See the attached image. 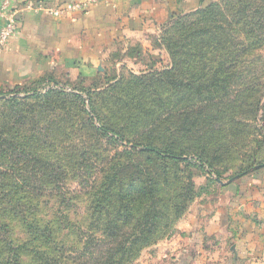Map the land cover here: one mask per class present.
I'll return each instance as SVG.
<instances>
[{
	"label": "trees",
	"instance_id": "obj_1",
	"mask_svg": "<svg viewBox=\"0 0 264 264\" xmlns=\"http://www.w3.org/2000/svg\"><path fill=\"white\" fill-rule=\"evenodd\" d=\"M251 2L253 0H221L196 12L173 16L164 32L165 38L159 37L160 46L165 48L171 60L170 69L155 73L151 71L147 73L148 76L141 77L125 71L108 91L99 92L96 96L89 94L91 112L86 113L88 119L100 118V113L96 111L100 100L112 101L110 106L123 115L124 126L130 129V134L136 135L130 140L133 144L130 154L151 156L146 159L149 167H153L156 172L120 164L111 167L97 184L96 190L90 192V222L86 228L73 224L68 216L56 220V215L48 219L27 218L23 215L24 210L33 207L24 202L26 199L38 201L46 194L47 197L54 192L55 195L60 194L58 190L36 189L25 183L22 177L18 180L20 186L15 190L7 192L0 187V205H6L9 211L22 216L18 224L27 237L21 243L10 240L9 224L0 223V264H133L142 250L154 243L162 222L169 220L170 210L167 206L175 209L171 213L173 217H177L181 207V196L172 190L170 183V164L186 163L184 153L190 152L196 158V167L203 170L206 163L212 167L208 146L217 140L208 137V133L201 135L200 132L206 127L205 124L219 118L220 106L225 103L219 93L227 88L233 77L225 75L220 78L219 74L238 69L245 59H251L256 48H264V41L242 40L239 37L254 35V28L257 29L255 35L264 34V28L261 27L264 26V10H251ZM256 15L263 19L257 24ZM229 17L233 18L232 21H229ZM131 47V54L140 52L138 44ZM210 62L215 63V66L209 78H206ZM176 73H180L183 80H177ZM257 83L263 87L258 80L255 87H258ZM117 86H120L118 90L115 88ZM173 87L177 92L174 91L170 98L166 89ZM18 89L14 88V91ZM2 92L5 91H0V94ZM51 92L49 90L46 94ZM38 95L33 93V96ZM68 96L80 99L78 93ZM209 111L215 114L209 115ZM257 113H261L259 120L264 128L262 102ZM174 118L179 119L169 124ZM235 118L232 116V121L235 122ZM166 123L169 125L166 130L168 135L180 131L186 134L184 148L179 149L177 140H171L172 137L170 143L164 142L160 132ZM115 129L101 126L96 131L117 144L125 142L126 138ZM5 144L11 146L10 142ZM256 145V153L263 152L261 158L237 173L233 180L264 167V139L256 142ZM137 148L140 149L138 152ZM10 153V160L17 159L21 166L33 155L21 150ZM4 155V150L0 151V159ZM38 155L33 156L32 160L43 168L35 175L46 181L50 177L55 178L46 169L50 162L43 160V155ZM205 173L208 175L211 172L208 170ZM58 198L61 199L62 195ZM32 210L38 211L35 208ZM91 227H98V230L87 233L86 230L90 231Z\"/></svg>",
	"mask_w": 264,
	"mask_h": 264
},
{
	"label": "rangeland",
	"instance_id": "obj_2",
	"mask_svg": "<svg viewBox=\"0 0 264 264\" xmlns=\"http://www.w3.org/2000/svg\"><path fill=\"white\" fill-rule=\"evenodd\" d=\"M250 9L264 10V0H253ZM229 18V21H232L233 18ZM261 20L262 17L256 15V24ZM169 24L162 27L161 34L150 39L148 42L150 45L138 44L139 53L131 54V46L136 45V42L116 45L110 55L109 64H103L104 69L102 68L103 70L93 78L76 80L73 73L66 76L64 71H59L55 74L58 81L39 83L27 88L21 86L16 91L14 88H5V92L0 94V151L5 152V157L0 159L1 189L7 192L17 189V186H20L18 180L22 177L31 187L58 190L62 195L61 199L58 198L60 194L55 195V192L51 193L50 197L46 194L38 201L26 199L24 202L32 204L33 207L23 211L25 217L48 219L56 215V220H60L68 216L73 224L86 228V224L90 222L88 210L90 192L96 190L97 184L99 185L111 167L120 164L156 172L153 167H149L146 159L151 156L130 154L133 146L130 140L136 135L130 134V129L124 126L123 115L110 106L112 101L100 100L101 104L96 108L100 118L94 117L90 121L86 113L91 112L89 94L96 96L99 92L108 91L125 71L141 77L148 76L147 73L151 71L163 72L171 68V60L159 41L160 36L165 38L164 32ZM256 30L254 28V35L239 37L250 41L259 39L262 43L264 34L255 35ZM234 37L235 35L232 40ZM256 49L257 51L250 56L251 59H245L244 64L238 69H229L219 74L220 78L225 75L233 77L228 82L227 88L219 93L225 103L220 106L219 118L205 124L206 127L200 132L201 135L208 133V137L217 140L208 146L212 167L207 163L203 170L196 167V158L190 152L184 153L187 157L186 163L170 164L169 179L172 190L181 196L180 211L177 217H173L171 213L175 209L167 206L170 210L169 220L162 222L161 231L154 239V243L145 247L133 264H171L169 261L166 263V259L156 258L155 246L182 234L185 235L182 245L187 249L197 251L205 245L209 249L225 248V245L219 244L213 235L208 238L204 229L209 216H220L219 204L224 194L227 200L233 199V192L229 191L233 189L231 184L235 180L231 183L227 182L243 169L253 165V162L259 160L263 154L261 151L257 154L255 149L256 142L264 139V128L259 120L261 113H257L264 99V48ZM214 66L215 63H209L206 78H209ZM175 77L179 80L182 76L176 73ZM257 80L263 84V87L258 83V87H255ZM221 85L224 86L225 83ZM115 88L118 90L120 86ZM49 90L53 92L46 94ZM174 91L177 92L174 87L166 89L170 98ZM34 92L39 95L33 96ZM75 93L79 94L80 99L68 96ZM229 102L233 103L229 104ZM208 114L214 115L215 112L209 111ZM232 116H236L235 122L232 121ZM177 119L179 118L170 120L169 124H174ZM101 126L116 128L115 130L120 136L125 137L126 141L117 144L102 136L96 131V128ZM161 128L163 131L160 133L165 143H170L172 137L171 140H177L179 149L186 146L184 132L168 135L166 132L169 129L168 123ZM193 136L196 138V135ZM138 138L139 136L136 137ZM5 142H10L11 146L9 147ZM19 150L33 154L23 166L18 165L17 159L10 160V152ZM139 150L136 149L137 152ZM38 153L44 156L43 160L50 162L46 169L55 178L50 177L46 181L41 176L35 175L43 168L41 164L35 165L32 160L33 156H39ZM208 170L211 173L206 175L205 172ZM52 181L56 183L52 184ZM40 203L41 205L36 207ZM34 208L38 211H33ZM21 218L22 216L9 211L6 205H0V223L9 224L8 238L16 243L27 240L18 224ZM97 228L91 227L90 231L86 230V232H96ZM180 264L190 263L181 261Z\"/></svg>",
	"mask_w": 264,
	"mask_h": 264
},
{
	"label": "crops",
	"instance_id": "obj_3",
	"mask_svg": "<svg viewBox=\"0 0 264 264\" xmlns=\"http://www.w3.org/2000/svg\"><path fill=\"white\" fill-rule=\"evenodd\" d=\"M30 1L49 6L70 1L89 5L86 12L63 18L46 16L21 5L17 34L0 52V91L58 81L55 74L59 71L66 76L73 73L76 80L93 78L104 69L103 64H109L116 45H150V39L161 34L173 16L196 12L221 0ZM231 185L233 199L227 200L224 194L225 199L219 204L220 216H209L204 229L208 238L213 235L225 248L209 249L205 245L197 251L187 249L182 245V234L155 246L156 258L171 264H264V167Z\"/></svg>",
	"mask_w": 264,
	"mask_h": 264
},
{
	"label": "built area",
	"instance_id": "obj_4",
	"mask_svg": "<svg viewBox=\"0 0 264 264\" xmlns=\"http://www.w3.org/2000/svg\"><path fill=\"white\" fill-rule=\"evenodd\" d=\"M42 13L54 18L71 16L74 13L86 12L89 2L70 1L61 6H49L43 2L32 3L30 0H0V52H3L11 39L17 34L18 8Z\"/></svg>",
	"mask_w": 264,
	"mask_h": 264
},
{
	"label": "water",
	"instance_id": "obj_5",
	"mask_svg": "<svg viewBox=\"0 0 264 264\" xmlns=\"http://www.w3.org/2000/svg\"><path fill=\"white\" fill-rule=\"evenodd\" d=\"M233 181V179H231L230 181H228L227 183H231Z\"/></svg>",
	"mask_w": 264,
	"mask_h": 264
}]
</instances>
